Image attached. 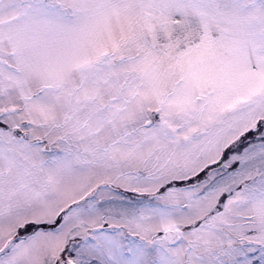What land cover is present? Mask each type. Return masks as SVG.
Wrapping results in <instances>:
<instances>
[{
	"label": "snow or ice",
	"instance_id": "obj_1",
	"mask_svg": "<svg viewBox=\"0 0 264 264\" xmlns=\"http://www.w3.org/2000/svg\"><path fill=\"white\" fill-rule=\"evenodd\" d=\"M0 264H264V0H0Z\"/></svg>",
	"mask_w": 264,
	"mask_h": 264
}]
</instances>
